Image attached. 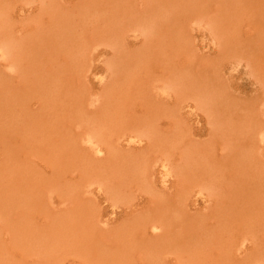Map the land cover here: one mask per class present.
Here are the masks:
<instances>
[{"label":"rangeland","instance_id":"rangeland-1","mask_svg":"<svg viewBox=\"0 0 264 264\" xmlns=\"http://www.w3.org/2000/svg\"><path fill=\"white\" fill-rule=\"evenodd\" d=\"M0 264H264V0H0Z\"/></svg>","mask_w":264,"mask_h":264},{"label":"bare ground","instance_id":"bare-ground-1","mask_svg":"<svg viewBox=\"0 0 264 264\" xmlns=\"http://www.w3.org/2000/svg\"><path fill=\"white\" fill-rule=\"evenodd\" d=\"M9 47V46H8ZM7 49V48H6Z\"/></svg>","mask_w":264,"mask_h":264}]
</instances>
